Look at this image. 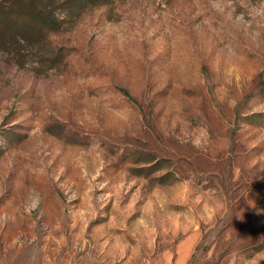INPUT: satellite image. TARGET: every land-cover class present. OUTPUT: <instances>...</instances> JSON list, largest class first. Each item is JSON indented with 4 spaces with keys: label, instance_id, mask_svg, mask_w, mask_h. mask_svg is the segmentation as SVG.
I'll use <instances>...</instances> for the list:
<instances>
[{
    "label": "rangeland",
    "instance_id": "rangeland-1",
    "mask_svg": "<svg viewBox=\"0 0 264 264\" xmlns=\"http://www.w3.org/2000/svg\"><path fill=\"white\" fill-rule=\"evenodd\" d=\"M0 264H264V0L0 44Z\"/></svg>",
    "mask_w": 264,
    "mask_h": 264
},
{
    "label": "trees",
    "instance_id": "trees-1",
    "mask_svg": "<svg viewBox=\"0 0 264 264\" xmlns=\"http://www.w3.org/2000/svg\"><path fill=\"white\" fill-rule=\"evenodd\" d=\"M114 1L2 0L0 1V44L9 42L14 45L23 41L29 46H38L48 32L60 28L62 21L73 20L89 8L108 5ZM48 58L55 62L58 53Z\"/></svg>",
    "mask_w": 264,
    "mask_h": 264
}]
</instances>
